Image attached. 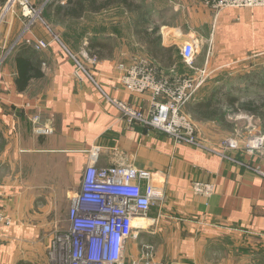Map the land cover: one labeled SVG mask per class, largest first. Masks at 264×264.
Wrapping results in <instances>:
<instances>
[{
  "label": "crops",
  "instance_id": "obj_1",
  "mask_svg": "<svg viewBox=\"0 0 264 264\" xmlns=\"http://www.w3.org/2000/svg\"><path fill=\"white\" fill-rule=\"evenodd\" d=\"M50 1L28 0L30 11L11 12L9 29L0 30V67L10 57L0 79V213L6 221L0 226V264H47L51 237L66 220L96 149L97 166L152 172L161 186L150 221H133L127 261L139 260L148 247L163 264H264V144L249 152L252 138L238 140L237 149L224 148L226 139L206 132L207 143L218 148L210 152L128 123L111 101L146 107L148 95H129L117 67L89 60L96 62V88L75 77L71 53L47 28L16 33L14 20L39 14L32 3L50 11ZM135 3L149 34L123 49L124 67L173 71L182 61V45L191 40L199 43L194 63L201 59V67L220 70L264 57V8L217 11L210 0ZM41 41L48 47L35 50ZM24 48L40 63L42 77L18 91L15 55ZM165 51L170 59L161 58Z\"/></svg>",
  "mask_w": 264,
  "mask_h": 264
},
{
  "label": "built area",
  "instance_id": "obj_2",
  "mask_svg": "<svg viewBox=\"0 0 264 264\" xmlns=\"http://www.w3.org/2000/svg\"><path fill=\"white\" fill-rule=\"evenodd\" d=\"M9 3H18L25 11H30L27 0H8ZM210 5L217 11L254 9L264 8V0H210ZM26 43L31 44L28 41ZM48 45L41 41L34 48L39 51ZM198 46L199 43L194 40L182 45L180 56L189 68L194 66ZM71 58L76 66L75 77L87 79L98 88L91 72L72 55ZM119 70V81L129 95H148L146 107L111 101L122 118L128 123H137L163 133L176 144H188L216 152L218 148L207 142H196L193 123L184 112L185 105L210 72L207 71L206 75L205 70H197L196 76L178 82L157 79L147 67L120 66ZM36 132L48 133L46 129H37ZM262 146L263 141L256 139L246 145L249 152ZM222 147L237 149V140H224ZM98 152L99 149L91 152L80 189L71 200L66 220H62L51 237L47 264H163L152 258L148 247L137 261L129 262L125 257L127 243L135 236L134 219L150 221L149 211L162 199L159 179L152 172L134 167L97 166ZM200 189L197 185V191ZM4 223L6 221L0 213V226Z\"/></svg>",
  "mask_w": 264,
  "mask_h": 264
},
{
  "label": "rangeland",
  "instance_id": "obj_3",
  "mask_svg": "<svg viewBox=\"0 0 264 264\" xmlns=\"http://www.w3.org/2000/svg\"><path fill=\"white\" fill-rule=\"evenodd\" d=\"M73 1L75 0H52L48 5L50 11L46 10V6L32 3L31 6L35 10L34 12H39V14L34 15L32 13L29 19L14 20L13 27L18 33L20 30H25V27L28 26V29H34L38 34H41V32L45 33L43 29L47 28L50 38L61 43L77 62L91 72L94 79H97V77L91 66L96 64L99 58L101 61L117 67L119 72V67H123V49H132L131 41L133 39L142 42V30L137 22L138 13L135 9V1L137 0H129L133 5L130 9L123 7L119 3L112 4L99 13L87 12L79 20L55 15L57 8L66 7L68 3ZM21 10L20 4H8V0H3L0 3V30L9 29L8 16L11 15V12H14L15 15H20ZM53 12L54 15L52 14ZM8 44L9 42L6 45L7 49ZM90 53L96 60L94 64L89 62L92 59ZM8 58L10 57H5L3 66L0 67V79H2L3 67L9 62ZM200 60L194 63L193 68L187 67L181 61L178 62L177 68L173 71L166 68L150 69L157 79L175 80L178 82L181 79L196 76L197 70H205L206 75L210 72L202 86L192 95L189 103L206 102L212 97V95L209 96L210 93L222 95L220 97L222 99L221 103L224 105L220 110L223 113L221 116L222 124L218 120L208 123L199 121L196 117L186 112L185 108V114L190 115L189 117L193 123L196 142H207L205 137L206 132H208V134L213 133L226 140L237 139V141H243L244 139L251 140L253 138V140L263 141L264 144V114H262L264 109L260 110L258 115H248L244 112L235 113L226 106L228 99L235 100L234 109L249 101L257 106L264 104V57L252 58L249 59V63L247 61L239 64V66L235 64L233 67H226L220 70L212 65L201 67L202 63L199 62ZM248 86H250L249 89L247 88Z\"/></svg>",
  "mask_w": 264,
  "mask_h": 264
},
{
  "label": "trees",
  "instance_id": "obj_4",
  "mask_svg": "<svg viewBox=\"0 0 264 264\" xmlns=\"http://www.w3.org/2000/svg\"><path fill=\"white\" fill-rule=\"evenodd\" d=\"M3 0H0V3ZM121 4L125 8H132L133 5L129 2V0H75L73 2L68 3L66 7L57 8L55 11V15L62 18L79 20L81 19L85 13H99L112 4ZM137 7H135L136 9ZM137 22L140 24V28L142 30V36H148V32L146 30V21L143 19H137ZM157 31L156 28L152 30V34H155ZM92 48L94 46L91 45ZM29 52L28 48L22 49L19 53L15 55V67L17 72V77L15 80L16 87L18 91H24L28 87L29 81L31 79H40L42 77V73L40 71V63L33 57L27 55ZM170 54V55H169ZM92 58L94 56L90 53ZM162 59H170L171 53L165 51L160 55ZM95 59V58H94ZM100 59V58H99ZM222 95H217V93H213L212 97L206 102L200 103H187L185 105L186 112L193 115L199 121H214L218 120L222 124V112H220L221 108L224 106L220 99ZM234 99H228L226 106L232 109L233 112L239 113L244 112L248 115H258L259 111L264 109V104L261 106H257L250 101L248 103H243L239 105L240 107L234 109ZM264 114V112L262 113ZM190 116V115H189Z\"/></svg>",
  "mask_w": 264,
  "mask_h": 264
},
{
  "label": "water",
  "instance_id": "obj_5",
  "mask_svg": "<svg viewBox=\"0 0 264 264\" xmlns=\"http://www.w3.org/2000/svg\"><path fill=\"white\" fill-rule=\"evenodd\" d=\"M176 34H178V33H176Z\"/></svg>",
  "mask_w": 264,
  "mask_h": 264
}]
</instances>
